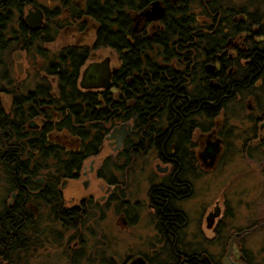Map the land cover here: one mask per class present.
I'll list each match as a JSON object with an SVG mask.
<instances>
[{"label":"flooded vegetation","instance_id":"af4514ba","mask_svg":"<svg viewBox=\"0 0 264 264\" xmlns=\"http://www.w3.org/2000/svg\"><path fill=\"white\" fill-rule=\"evenodd\" d=\"M9 1L0 7V106L13 115V128L18 112L30 117L20 121L26 149L14 150L12 138L0 136V264H39L38 250L52 242L69 250L70 264L90 261L94 251L87 253L84 236L99 205L81 191L92 174L106 189L98 217L114 203L121 233L139 220L143 203L130 198L138 175L151 225L147 251L131 250L122 263L103 255L112 238L103 234L102 264H264V241L259 251L247 245L264 232V0H22L20 8ZM130 53L137 57L134 94L153 110L145 118L126 116L134 89L125 87ZM102 61L109 85L81 86L85 68ZM73 76L74 85L55 84ZM65 91L76 100H57ZM91 93L94 101H84ZM26 94L28 102L15 101ZM117 103L125 111L113 120ZM164 109L168 117L160 118ZM32 139L39 149L29 148ZM148 156L154 164L146 173ZM225 173L216 199L197 197V183L203 188L204 177ZM241 175L252 178L253 197L225 198ZM191 201L200 207L195 225L185 209ZM233 203L252 215L250 223L226 226Z\"/></svg>","mask_w":264,"mask_h":264},{"label":"rangeland","instance_id":"374dc122","mask_svg":"<svg viewBox=\"0 0 264 264\" xmlns=\"http://www.w3.org/2000/svg\"><path fill=\"white\" fill-rule=\"evenodd\" d=\"M39 4L41 5H47V0H36ZM53 3H50V6H52ZM27 65H25L26 70ZM28 68L27 71L28 72ZM30 73V71H29ZM16 74L15 71V64L13 63V75ZM3 99L6 103L9 102V96L8 95H3ZM108 147H105L104 150L102 151V154H100V157H103V154L108 153ZM100 160V158H97V162ZM235 166H238L240 164V167H243V163H241L240 159H235ZM141 159L138 160V165H141L140 163ZM239 161V162H238ZM154 161L150 159V156L145 158V166H146V173L150 172L151 167H153ZM141 174V173H139ZM216 177L215 174L209 175L207 177H204L207 181V185H203V188H200L202 186V183L199 182L197 183V197H201L202 199L204 198L206 204L211 203L218 194L220 193L219 188H221L222 180L225 181L228 179V173H225L223 178ZM250 177V176H249ZM134 178L137 182V184L132 185L130 190L132 192V195L130 196L131 200L133 201L134 199L141 200L143 203L142 206L137 205V210L139 213L138 217V223L131 227L128 231H125V233L119 232L120 229L117 226V221L119 218L117 217L115 211H114V203L109 207L105 208V215L103 217H98V209L102 208L105 199L101 198L103 196H106V189L103 187V180L95 178V176L92 174L90 177H88L89 185L87 188H84V190L81 191L82 195L84 193L87 194H92L95 199H97V205L98 208L97 210L92 211V214L89 213V218H88V226L90 227V233L87 232V236L85 235V240H86V251L93 252L91 255V260L88 261L86 258H81V263L80 264H102L100 261V252L103 248V246L99 243L102 242V235L107 234L108 236H111V248L108 250H104V253L106 252L107 255L112 254L115 259L117 260L118 263H122L124 260V257L131 253V250L135 251H144L146 252L147 249L145 247V241L149 239L151 236V225L149 222V215H148V208L146 206V196H145V188L146 184L142 180V183L140 181L139 176L134 175ZM245 175H241L239 178H237L232 184H230L225 190H224V197L225 198H234L236 197L235 193L240 194V199H243L245 196H242L243 193L246 195L248 194V198L253 197L254 193V187L250 185V182L252 178H248ZM5 183L6 181L4 180L3 174L0 173V193L1 195L4 193L5 190ZM77 183H74V186H76ZM79 185V184H78ZM81 188V185H79ZM217 189L219 190L217 192ZM194 202H188L186 204L185 209L188 212L190 218H192L194 225H195V219H196V212L199 210V206L197 204H193ZM234 210H235V216L232 218H228L226 220V226H235L238 227L240 225H244L247 223H250L253 219L252 215L248 211H244L242 207L238 206L236 203H233ZM71 233L68 232L64 237L70 235ZM90 234V235H89ZM255 235V236H254ZM252 234L248 240H247V245L255 251H259V247L263 243L264 239V232L263 231H257L256 233ZM51 242V241H50ZM65 239L63 241L64 245ZM47 244L46 248L39 249L35 261H37L39 264H70V260L67 257V253L69 254V250H67V253L65 251V247L58 246L54 244ZM65 246V245H64ZM71 247V246H70ZM211 256L215 257L217 254L215 253L214 250H212ZM133 252V251H132ZM86 253V255H87ZM263 256V254H261Z\"/></svg>","mask_w":264,"mask_h":264},{"label":"trees","instance_id":"16d2710c","mask_svg":"<svg viewBox=\"0 0 264 264\" xmlns=\"http://www.w3.org/2000/svg\"><path fill=\"white\" fill-rule=\"evenodd\" d=\"M20 1L22 0H15V6L16 8H20V5L18 4ZM8 6H10V1L9 0H0V7L1 8H8ZM2 11V10H1ZM2 12H7L6 9H3ZM2 16L1 15V19H2ZM1 21H4L1 20ZM130 34V33H129ZM136 54H132L130 53L128 55V62H127V75H128V80H129V85L131 86H125L127 89H130V88H134L132 91L131 90H128V99L130 101H132V103L129 105V106H126V116L127 117H140L141 114L142 116L145 118L146 116H150V114L153 112L152 109H148L147 106H144L142 107L140 104H139V101L137 100L136 98V95L134 94L135 93V88L137 87V81H138V76H136L135 72L137 70V65H136V62L135 59H136ZM69 67V66H68ZM65 69H68V68H65ZM48 85L50 86V83L48 80L45 81V83H43L42 85ZM56 85H63V86H71V85H74V76L73 77H68V78H65V77H59L56 79V82H55ZM130 92V93H129ZM82 94H85V93H81L80 94V97L82 98L84 95ZM43 94H36V96L34 97H31V101H33V99H35V101H39L38 98H40ZM77 94L75 93H72V92H62V96H60L57 100H61V101H65V102H72L73 100H76L74 99V97L76 96ZM151 95V94H150ZM88 97L84 98L83 100L86 101V102H89L91 103L92 101H94V95L93 93L91 94H87ZM16 98L15 101H18V102H21V103H25V102H28V98H29V95H15ZM122 104H115L113 107H112V114H111V118L113 120L115 119H121L123 117L122 113L125 111L124 109H122ZM162 113L160 114V118L162 117H168V114L169 113V110L168 109H164L161 111ZM82 116L81 118H86V119H89V120H92L93 121V118H92V115L90 114H85L84 112H81ZM145 113V114H144ZM164 113H166V115H164ZM25 113L23 112H18L16 114V116H14L17 120L15 122V127L13 128L12 127V123H13V120H11L10 118L13 117V115H9L7 113H5V111L1 108L0 106V136L1 134L5 137H9L10 139L12 138V143H13V149L14 150H24L26 149V142H25V136L23 135V128L21 129L20 131V127H21V120L22 121H25L27 120L30 116L28 117H25L24 116ZM84 116V117H83ZM158 116V115H157ZM104 117V114L102 112H100L99 114V118H103ZM8 126H10V128H8ZM89 128V127H88ZM10 129V131L8 130ZM26 130V129H24ZM7 131L11 134V135H8ZM27 133L30 134V132L32 131H29V130H26ZM31 135V134H30ZM29 135V136H30ZM2 137V136H1ZM35 137V135L33 136ZM7 144V142H6ZM41 145V142L36 140V139H32L30 140L29 142V148L31 149H39V148H36L38 146ZM89 149V148H87ZM15 164L16 165H25V163L22 161V160H19V159H16L15 158ZM11 165H14L13 161L11 162ZM36 165H39L38 163Z\"/></svg>","mask_w":264,"mask_h":264},{"label":"water","instance_id":"95a60500","mask_svg":"<svg viewBox=\"0 0 264 264\" xmlns=\"http://www.w3.org/2000/svg\"><path fill=\"white\" fill-rule=\"evenodd\" d=\"M37 20L41 17L40 10L36 11ZM27 20H29V17L27 16ZM19 66L21 64L19 63ZM108 66L105 61L99 62V63H91L89 64L85 70L83 71L82 78L80 81L81 86H94V87H106L109 85V71ZM98 73V74H97ZM214 150H217V148H212L208 151V153H212ZM140 262V263H139ZM145 262L142 259L135 260L131 264H144Z\"/></svg>","mask_w":264,"mask_h":264}]
</instances>
